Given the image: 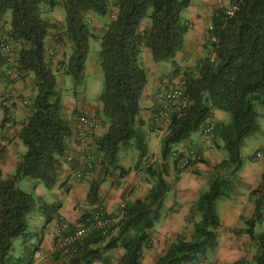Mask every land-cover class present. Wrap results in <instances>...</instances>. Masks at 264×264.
Listing matches in <instances>:
<instances>
[{
  "label": "trees",
  "instance_id": "1",
  "mask_svg": "<svg viewBox=\"0 0 264 264\" xmlns=\"http://www.w3.org/2000/svg\"><path fill=\"white\" fill-rule=\"evenodd\" d=\"M191 4L192 0H0V42L8 37L21 44L17 57L20 70L34 76L36 89L32 112L19 133L26 151L15 175L0 178V264H31L39 249V244L32 249L27 245L32 236L28 215L37 199L22 190L19 181L23 177L39 179L50 191L54 190L59 186L62 159L69 154L72 126L64 117L65 108L57 91L58 69L64 68L66 75L81 82L90 41L93 37L101 40L100 65L105 85L99 101L101 115L109 125L95 140L99 174L91 181L86 199L93 205L99 201V191L108 177L117 174L114 184H122L147 156L145 121L140 118L147 73L141 53L149 48L156 63L171 61L174 76H179L181 68L176 55L190 30L189 22L182 20V12ZM230 4L238 5L232 17L225 18L224 10L217 9L211 19L212 29L208 31L206 45L212 47L214 60L210 58L212 53L208 54L191 69L195 70L193 74L184 72L190 102L182 111L169 114L168 128L161 139V160L148 167L150 177L155 179L148 196L128 201L107 234L95 229L78 241L75 249L55 251L51 264H143L144 248L151 243L150 233L162 217L171 191L167 179L171 153L210 123L213 110L231 116L227 123H210L214 127L211 134L222 141L228 158L213 166L215 176L193 204V209L202 214L194 223V238L179 237L169 244L155 264H190L199 254L217 246V228L221 221L216 201L232 196L233 175L244 166V143L260 130L257 106L264 107V0H230ZM57 7H63L66 12L62 25L46 16ZM96 14L104 19L110 17L100 36L96 35L88 18ZM146 17L151 25L144 28ZM7 25L9 30H6ZM52 30L62 31L64 36L58 33V42L66 37L72 43L71 54L58 69L53 68L47 55L46 39ZM212 36L216 37V42L211 40ZM11 65L0 48V76L4 79H8L6 70ZM132 141L139 152L138 161L133 168H127L119 164V153L121 146ZM174 160L179 180L184 170L179 168V160ZM199 162L210 165L201 154ZM65 184L62 182L61 186ZM256 193L260 195L255 199L253 215L242 216L245 225L234 230L236 234H247L256 245V252L251 259L226 264H264V231H257L264 216V171L258 187L252 191ZM62 206L60 200L41 206L47 219L45 227L54 218L62 221L58 216ZM21 236L25 237L23 253L14 256V240ZM120 249L123 253L114 260L110 254Z\"/></svg>",
  "mask_w": 264,
  "mask_h": 264
},
{
  "label": "crops",
  "instance_id": "2",
  "mask_svg": "<svg viewBox=\"0 0 264 264\" xmlns=\"http://www.w3.org/2000/svg\"><path fill=\"white\" fill-rule=\"evenodd\" d=\"M218 1L220 0H192L191 6L185 10L186 17L184 18V21L189 22L190 30L185 36L183 48L176 55L177 62L181 68V74L179 76L184 75L185 70L194 69L200 61L206 58V54L208 55V53H206L207 49L205 48V46H207L206 43L208 38V36L206 37V32L208 31V25L211 24L212 16L218 9ZM227 1L230 4V0ZM58 14L59 13H56L54 9L51 12V16L48 18L62 25L65 22V19H63L61 14H59V16ZM100 23L102 24V22ZM143 27L147 28V25H144ZM6 30H9V25L6 26ZM57 32V30L50 31L46 39L48 59L51 61L53 68L56 69H58L60 64L64 62L72 52V43L66 37H63L64 39L62 42L56 40L58 37ZM11 45L13 48L11 53H2L11 58L13 61L12 63H14L17 60L21 44L11 41ZM210 54L211 53H209V55ZM141 62L147 73L146 87L140 100V118L145 121L143 131L148 147L147 156L143 159L140 168L130 172L124 178L122 184L115 185V178L108 177L99 191V201L93 205L88 204L85 210H80L76 205L87 199L91 181L84 178L78 179L76 174L74 175L71 172L73 169L78 171L81 169L89 170L80 155L81 151L77 136L80 127L78 116L81 113H88L100 118L99 115L102 114V104L99 101L100 94L97 91L91 93V96H83L84 99L82 102H79L78 99L71 98L66 104L64 103V105H66L64 117L72 126V135L68 139L70 148L69 154H73L75 159L72 162L67 161L65 157L62 159V173L60 175L59 186L49 192V195L53 200L62 201L63 206L58 213V216L62 221L58 220V218H54L49 225L40 231V234H37V244H39L38 251L44 252L45 255L40 257L37 254H34L31 264H51L54 262V255H56L54 251V243L56 240L57 229L59 227L64 229V232H70L76 228L84 217L87 215L89 216V214H95L100 208L104 209L111 215H114L113 213L118 211L120 217L122 209L128 201H134L137 198H146L154 185L155 179L149 177L148 167L154 161L161 160V139L165 134V131H163L161 127H163L165 119H159L158 114L162 109L160 101L161 82L165 79L164 77H166L164 76L165 74L161 73V68L164 67L163 69H165L167 68V65L163 66V64L161 67L160 63L156 64L149 48L143 49L141 53ZM100 66V62H98L87 70L88 66L86 62L84 71L85 80L87 72H97ZM58 71L57 77H64L66 75L64 69H58ZM7 78L8 79H4V76H0V178H12L15 175L16 167L26 151V147L22 143L19 133L32 112L31 101L36 95L35 81L32 74L22 76L21 79L9 75H7ZM87 87L88 85H86V89ZM8 91H13L16 98L11 107L6 110L2 105V99ZM25 100H28L27 104L24 103ZM223 121L229 122L227 114L220 110H213V115L209 119V122L216 123ZM108 125L109 122L105 123L101 135L106 132ZM190 148H195L199 151L202 157L207 160L210 165L199 162L194 164L193 167L185 169L181 173L180 179L175 187L176 200L174 199V202L170 204L165 211L162 209L161 217L162 220L165 212L167 213L171 208L174 210L176 207V210L170 214L169 219L171 223L175 224H171L162 230H155V224V227L150 233L151 243L144 248L143 264H149L147 263L148 260H150V264H155L158 257L165 251V240L168 238H172L174 235L185 237L187 239L194 238V223L201 218L199 212H196L192 205L198 199L200 193L206 190V187L215 176L213 166L228 158V156H222L223 154L216 153L223 149L222 141L215 136H203L201 130L193 133L190 138L176 147L180 152H185ZM134 155L137 158V163L139 155L138 150H136ZM261 156L262 154H260V157ZM174 161L175 160L172 158L169 159L168 174H173L170 169L171 167L175 168ZM119 164L127 167L125 163L119 162ZM258 164L261 167L260 172L262 177L264 161L260 160ZM244 165L243 169L235 175V188L229 202L223 204L221 214L218 212L221 221L220 226L217 228L218 242L217 246L212 250L211 259L206 256L205 264H226L246 258L249 236L247 234H236L234 232V230L243 227L242 202L247 195V192L244 189L241 190V186H254L255 183L258 184L260 182L261 177L258 168H256L257 166H255L256 164L250 163ZM130 167L129 164L127 168ZM98 174L99 169L95 174L96 178L98 177ZM175 175L177 176V171ZM242 181H244V183ZM62 182H66V184L61 186ZM172 190L171 185V191ZM250 191L251 189L249 192ZM221 215L223 219L221 218ZM75 220L77 222L75 226L68 225L71 222H75ZM51 224H53V227L50 228L49 226ZM176 238L172 239L175 240ZM159 241L164 242V244L161 245L162 247L157 246ZM27 245L29 249H32L36 244L32 246L31 242L27 243ZM112 253L110 256L114 258ZM117 253H120V255L117 254L120 257L123 250L120 249V252ZM114 260L116 259L114 258ZM194 263L195 262H191V264ZM94 264L103 263L95 262Z\"/></svg>",
  "mask_w": 264,
  "mask_h": 264
},
{
  "label": "rangeland",
  "instance_id": "3",
  "mask_svg": "<svg viewBox=\"0 0 264 264\" xmlns=\"http://www.w3.org/2000/svg\"><path fill=\"white\" fill-rule=\"evenodd\" d=\"M219 2H222V3H225V4H229L227 0H220V1H218L217 6H219ZM55 11H56V13L61 14L63 19H65L66 12H65L63 7H57L55 9ZM114 11H115V9H114ZM185 12L186 11L182 12V20H184V18L186 17V13ZM59 14H58V16H59ZM46 16H47V18L50 17L51 16V12L49 14H46ZM88 18H90L91 27L94 28L93 30L95 31L96 35H98V36L101 35L105 23L108 20H110V17L104 19L102 16H99L97 14L96 15H90V17H88ZM100 22H102V24ZM143 25H148V26L151 25V21H150L149 17H146L143 20ZM210 25H208V29H207L208 31H209ZM208 31L206 32V37L209 36L208 35ZM60 32H61V35H62V31L61 30L60 31L58 30L57 33H60ZM60 37H62V36H60ZM206 37H205V39H206ZM56 40H58V38ZM205 48L207 49L206 53H208V54L212 53L213 54L212 47L205 46ZM100 51H101V40L99 38H94L93 37L91 39V41H90V51H89L88 59H87V66H88L87 70L89 69V67H91L93 65H96V63L100 62ZM206 56H207V54H206ZM176 61H177V59H176ZM162 65L163 66L167 65V68L163 69L164 67H162ZM160 66L162 67L161 68V73L165 74L164 76H166V77H164L165 79H163L162 82H161L160 94L162 95V93H164L166 88H169V86H171L172 84L177 82L180 79V77H182L183 75L176 76V77L174 76V70H173L174 67H173V63L171 61L162 62V63H160ZM61 69L63 70L64 68H61ZM57 79H58V81H57V91L59 92V94L61 96L63 105H64V103L66 104V102L69 99H71V98L78 99L79 102H82L83 99H84L83 96H85V95L91 96V93H93L94 91H97L99 94H101V92L104 89V85H105L104 71H103L101 66H100V68H99V70L97 72L96 71L92 72V73H88L87 72L86 80H85V72H84V78L79 83L71 75H65L64 77H60L59 76V77H57ZM168 82H169V86H168ZM86 85H88L87 89H86ZM64 108L66 109V105H64ZM257 112H258V121H259V124H260V130L256 134H254L253 136H251V137L246 139V141L244 143V146L242 148V158H243L244 164H250V163L251 164L252 163L256 164L255 166H257L256 168H258V170L260 172L261 171V167L259 166L258 162L260 160L264 161V107L258 105L257 106ZM226 114H227L228 121L231 120L230 114L229 113H226ZM99 116H100V118L97 117V116L96 117L100 120L102 126H101V129L98 130L95 133L94 141H93L94 143H92V148H93V152H94L95 157H96L95 140H96V138L101 136V134L103 132V130H102L103 126L106 123V119L104 118V116H102L101 114ZM223 123H227V122L223 121ZM165 127H166V124H165V121H164L163 122V127H161V128H162L163 131L166 132L167 130L165 129ZM207 136L208 137H212L213 134H209ZM136 150L137 149L134 146V141H132L129 145L121 146V150H120V153H119V162L120 163H125L127 165V167L129 166V164H130L131 167H134L135 164H136V159H137L136 156L134 155ZM258 151L261 152V154H262L261 157L256 155V153ZM216 153L217 154H223L222 156H228V152L224 148L221 149L220 152H216ZM179 168H181V167L179 166ZM98 169H99V166H98V164L95 163L92 169H89L88 171L84 170V169H81L79 171H82V172L86 173V175L89 176V177L85 178V179H87L89 181H92L93 178L94 179L96 178L95 174L98 171ZM181 169L185 170L186 168H181ZM92 171H93V173H92ZM170 171L173 174H168L167 179L170 181V183L172 185V189L174 191L172 190L168 194V196H167V198L165 200L163 211H165V209H167L170 206V204H172L174 202V199L176 200L175 187H176L177 182H178V180L176 179V175H175L176 169L174 167L173 168L171 167ZM71 172H72V174L75 175L78 172V170H74L73 169V170H71ZM248 172H249V170H248ZM225 173L228 174L229 170H227ZM238 173H236V174H238ZM116 175H115V177H116ZM235 175H233V181L235 179ZM259 175L261 177V172H260ZM149 177H150V175H149ZM242 182L244 183V181H242ZM234 184H235V182H234ZM18 185L25 192L32 193L37 199L34 209L28 215V224H29L28 228H29V231H30V233L32 235L31 237H29V239H28L29 242L28 243L32 242V246H34L38 242L37 234H40V231L45 227V225L47 223L46 216L42 212L41 206L45 205L46 203H50L52 201L54 202L55 200H53V198L49 195V192H51V191L39 179H33L31 177H23L19 181ZM239 185H241V184H239ZM258 185H259V183L258 184L255 183L254 186H251V187L241 186V190L244 189L247 192V195L245 196V198L243 199V202H242L243 216H245L247 218H250L253 215L254 211H255V199L257 197H259L260 194L256 193L254 195V194H252V191L254 189H256L258 187ZM208 187H209V185L206 187V190L208 189ZM250 189H251V191L249 192ZM229 200H230V198H228V197H221V198H219L216 201V209H217V211L220 214L222 213L223 204L225 202H229ZM87 205H88V203L85 200L83 202L78 203L76 205V207H79L80 210H85ZM171 210H173V208L169 209L167 211V213L165 212V215L163 216L162 220L160 218V220L156 222L155 230H162V229H165L166 227H168L171 224H175V223H171L169 221V219H170V214L176 210V207H175V209L173 211H171ZM113 214L114 215H112V217L114 219H116V221H117L119 219L118 211L116 213H113ZM199 214H200V218H201L202 214L201 213H199ZM263 215H264V209H263ZM221 218L223 219L222 215H221ZM260 222L261 223H258L259 226H257L258 227L257 228L258 232L264 231V217H263L262 221H260ZM76 224H77V222L75 220V222H71L68 225L69 226L70 225L71 226H75ZM242 225L243 226L245 225L243 220H242ZM49 227L50 228L53 227V224H51ZM185 233H187V232H185ZM172 238H176V239L173 240ZM172 238H168L167 240H165L166 241L165 242L166 249L169 246V244L172 243L173 241H176L179 238V236L178 235H174ZM24 241H25V237L24 236L18 237V238H16L14 240L13 249H12V255H14V256L22 255L23 249H24ZM163 244H164V242L159 241L157 246L159 247V246H161ZM212 250L213 249H209L205 254H199L194 259V261H193V262H195L194 264H205L206 256L211 259ZM117 252H120V250H115L112 253L114 255L113 257L115 259H117L119 257L117 254L120 255V253H117ZM255 252H256V245L248 237L247 249H246V258L247 259H251L253 257V255L255 254ZM113 262H114V260H113ZM147 263L150 264V260H148Z\"/></svg>",
  "mask_w": 264,
  "mask_h": 264
},
{
  "label": "built area",
  "instance_id": "4",
  "mask_svg": "<svg viewBox=\"0 0 264 264\" xmlns=\"http://www.w3.org/2000/svg\"><path fill=\"white\" fill-rule=\"evenodd\" d=\"M218 9H222L225 12V18L232 17L235 12L238 10V5L225 4L219 2ZM212 29V26L209 27ZM58 38V37H57ZM56 38V39H57ZM211 40L216 42V37L212 36ZM11 39L8 37L2 39L0 42L1 51L4 53H11L13 51L11 45ZM18 57V55H17ZM211 60L215 58V54L210 55ZM9 61L12 63V59L9 58ZM9 76H15L17 79H21L22 76H25L27 73L24 70H20L19 62L12 63V65L6 70ZM189 75L193 74L195 70L189 69ZM188 85V79L185 75L180 77V79L166 88L164 93L160 96L162 109L158 114L159 119H165L167 130L169 124V114L170 112H180L185 107L188 106L190 100L189 95L186 93ZM16 95L13 91H8L4 98L2 99V105L4 108H10L13 101L15 100ZM25 104L28 103V100L24 101ZM80 127L77 132L79 146L81 151V159L85 161L86 166L89 169H92L95 164V155L92 148V143H94L95 133L101 129V122L95 115H90L88 113H81L78 116ZM214 127L213 124H207L202 130L201 133L203 136H207L212 133ZM171 158L179 160V166L181 168H191L194 164L199 163L200 154L195 148H190L185 152H180L177 149L173 150L171 153ZM75 159L73 154H68L66 160L72 162ZM78 179H85L89 176L82 171L76 173ZM114 218L108 213L100 208L96 211L95 214L86 216L74 230L70 232H64V229L58 228L56 240L54 243V251L64 250V249H75V244L89 236L95 229L102 231L104 234H107L114 224ZM37 255L43 257L45 254L42 251H38Z\"/></svg>",
  "mask_w": 264,
  "mask_h": 264
}]
</instances>
